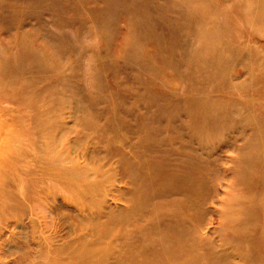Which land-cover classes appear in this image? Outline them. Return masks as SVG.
<instances>
[{"label":"rangeland","instance_id":"rangeland-1","mask_svg":"<svg viewBox=\"0 0 264 264\" xmlns=\"http://www.w3.org/2000/svg\"><path fill=\"white\" fill-rule=\"evenodd\" d=\"M15 48L55 129L64 78L69 183L18 197L0 264H264V0H0Z\"/></svg>","mask_w":264,"mask_h":264},{"label":"bare ground","instance_id":"bare-ground-1","mask_svg":"<svg viewBox=\"0 0 264 264\" xmlns=\"http://www.w3.org/2000/svg\"><path fill=\"white\" fill-rule=\"evenodd\" d=\"M17 52H0V227L28 190L62 200L69 183L64 78L55 129L54 67H42L32 51Z\"/></svg>","mask_w":264,"mask_h":264}]
</instances>
